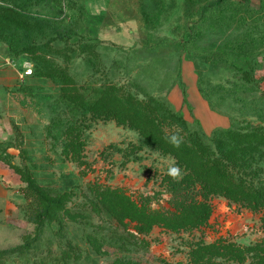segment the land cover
<instances>
[{
  "label": "rangeland",
  "instance_id": "rangeland-1",
  "mask_svg": "<svg viewBox=\"0 0 264 264\" xmlns=\"http://www.w3.org/2000/svg\"><path fill=\"white\" fill-rule=\"evenodd\" d=\"M207 3L0 0L20 5L29 21L12 36L0 35V41L14 58H22L19 64L33 67L12 90L22 112L0 138L7 160L19 170L0 164L5 196L0 198V264H166L186 261L199 241L247 246L263 239L264 209L223 195L211 197L207 225L181 233L156 225L142 235L137 221L109 212L99 194L102 187L119 188L135 199L148 197L153 209H168L172 193L166 177L187 171L173 154L149 146L138 128L116 117L93 116L87 102L110 86L118 94L117 106L129 96L155 98L182 111L189 127L169 116L163 122L164 130L181 136L264 127V53L248 54L255 66L250 81L241 72L245 49L235 43L250 30L264 36L262 2L251 0L255 9L248 8L244 25L225 20L222 28L198 13ZM36 55L51 66H42ZM61 69L73 79L77 99L70 86L47 72ZM184 87L190 104H184ZM248 165L245 176L264 182V147ZM27 177L50 195L66 193L65 208L54 218L36 221L39 206L25 190ZM223 262L255 264L251 255L240 263Z\"/></svg>",
  "mask_w": 264,
  "mask_h": 264
},
{
  "label": "trees",
  "instance_id": "trees-1",
  "mask_svg": "<svg viewBox=\"0 0 264 264\" xmlns=\"http://www.w3.org/2000/svg\"><path fill=\"white\" fill-rule=\"evenodd\" d=\"M198 1L208 2L201 6L198 13L203 19L213 21L211 26L215 28L224 27L225 20L244 25L249 17L248 8H253L250 5L251 0ZM261 2L264 9V0ZM250 16L253 18V15ZM28 22L20 5L17 7L0 4V35L4 38L12 36V32L24 28ZM235 43L245 49V52H240L243 56L242 74L248 80H254L252 74L254 60L248 54L256 52V56L264 53V49L260 50L264 45V36L255 35L254 31L250 30L236 39ZM10 44L12 45L11 42ZM12 49L17 50L13 45ZM221 55L223 57L227 53L221 51ZM35 58L42 62V66H51L47 58L40 55H36ZM47 72L62 82L66 88L70 86L69 89L74 92V98L77 99V91H73L72 86L74 81L63 69ZM117 97L118 94L110 86L95 100L88 101L87 108L93 116L116 117L120 122L138 128L149 146L173 154L178 164L184 166L187 171L180 178L175 175L166 177L172 193L171 208L168 209L149 207L148 197L141 196L142 200H139L123 189L102 187L99 194L109 212H113L122 220L130 218L137 221L138 233L149 235L156 225L172 233L191 232L207 225L213 212V205L210 202L213 195H223L252 210L264 209V182L256 184L245 176L246 168L256 151L264 147L263 126L245 131L234 127L217 128L211 135L205 134L204 131H192L187 136H181L164 130L163 122L169 116L183 126L189 127L190 121L184 117L182 111L173 110L155 98L140 100L128 96L117 106L115 102ZM183 101L184 104H190L186 87L183 88ZM198 125L201 126L200 123ZM7 159L0 142V163H9L12 168L19 171L18 166ZM26 181L27 194L34 196L39 206L35 213L38 223L54 218L56 212L65 208L66 193L53 196L37 186L31 177H27ZM248 255H251L255 264H264V237L247 246L224 239L210 243L199 241L190 248L186 261L166 264H223V260L240 263Z\"/></svg>",
  "mask_w": 264,
  "mask_h": 264
},
{
  "label": "crops",
  "instance_id": "crops-1",
  "mask_svg": "<svg viewBox=\"0 0 264 264\" xmlns=\"http://www.w3.org/2000/svg\"><path fill=\"white\" fill-rule=\"evenodd\" d=\"M22 58L13 57L7 46L0 41V138L6 136V131L12 130V118L21 114L22 110L19 103L13 98L12 90L16 87L18 80H23L25 61L19 64ZM21 67V69H20ZM29 76V75H28ZM26 76H24L25 78ZM1 164V163H0ZM1 167V165H0ZM4 168H0V172ZM0 187V193H1ZM0 198L5 196L0 194Z\"/></svg>",
  "mask_w": 264,
  "mask_h": 264
},
{
  "label": "built area",
  "instance_id": "built-area-1",
  "mask_svg": "<svg viewBox=\"0 0 264 264\" xmlns=\"http://www.w3.org/2000/svg\"><path fill=\"white\" fill-rule=\"evenodd\" d=\"M33 74V67L32 65L25 64V73L24 76L26 75H32Z\"/></svg>",
  "mask_w": 264,
  "mask_h": 264
}]
</instances>
